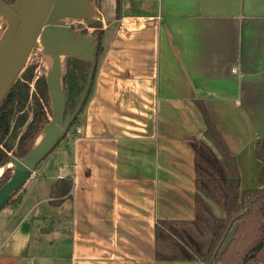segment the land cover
I'll return each mask as SVG.
<instances>
[{"label":"crops","instance_id":"0c3cea01","mask_svg":"<svg viewBox=\"0 0 264 264\" xmlns=\"http://www.w3.org/2000/svg\"><path fill=\"white\" fill-rule=\"evenodd\" d=\"M126 2L103 25L121 21L107 46L105 33L81 133L68 134L57 167L33 186L46 196L23 192L17 209L28 207L11 229L15 216H3L0 264H201L157 261L154 232L157 220L195 217L185 139L205 140L197 102L236 159L240 191L261 187L264 0H159L137 10ZM63 177L70 197L50 206V186Z\"/></svg>","mask_w":264,"mask_h":264},{"label":"trees","instance_id":"16d2710c","mask_svg":"<svg viewBox=\"0 0 264 264\" xmlns=\"http://www.w3.org/2000/svg\"><path fill=\"white\" fill-rule=\"evenodd\" d=\"M14 2L15 0H6L8 5ZM115 13L116 19L119 20L120 0H115ZM90 27L94 28L91 36L94 40L95 61L91 86L82 109L59 143L66 139L71 128L78 125L79 116L87 104L101 61L106 32L101 22L90 24ZM33 71L34 65L25 68L0 104V168L8 165L10 157H25L50 121L47 81L44 75H41L35 80L38 102L32 105V115L27 122L24 110L28 101V83L33 79ZM69 80V74L65 73L62 76V85L67 94ZM196 106L205 124V140L196 136L185 139L194 153L195 217L191 221H156L155 259L207 264L226 229L229 227L230 231L237 223L232 241L221 255H219L221 246L219 247L211 264H255L264 252V137L256 139L254 144L255 157L261 162V168L256 174V180L261 187L241 192L235 157L228 150L207 108L200 102H197ZM65 109L66 112L73 110L67 101ZM22 114L25 115L21 125L24 126V130L18 132L14 122L18 121L19 115ZM11 177V170L6 169L0 176V188ZM72 185L69 177L54 181L50 186L48 205L60 206L64 199L70 197ZM12 196L2 209L18 206L21 196L13 202ZM212 205L221 210L224 216H217ZM237 216L239 217L236 218Z\"/></svg>","mask_w":264,"mask_h":264},{"label":"water","instance_id":"95a60500","mask_svg":"<svg viewBox=\"0 0 264 264\" xmlns=\"http://www.w3.org/2000/svg\"><path fill=\"white\" fill-rule=\"evenodd\" d=\"M81 3L87 10L86 0H16L12 5H8L5 0H0V16L4 14L11 17L12 21L11 25L8 24L0 44V104L26 67L41 35L45 51L53 50V46L61 47L58 45V41L64 37L70 40L71 45L78 38L68 27L58 24L61 17L82 18L77 16ZM15 4H17L16 10L13 9ZM92 59L86 84L77 104L73 111L67 112L65 105L68 95L62 85V69L58 60L55 59L53 71L46 78L51 117L42 131L44 138L34 152L32 150L35 143L25 157H10L8 164L12 165L13 174L0 188V211L10 197L31 179L37 165L56 148L82 109L95 70L94 44ZM237 226L238 224L235 223L230 231H228L229 227L226 229L207 264L212 263L220 246L219 255L225 251L234 237Z\"/></svg>","mask_w":264,"mask_h":264},{"label":"rangeland","instance_id":"374dc122","mask_svg":"<svg viewBox=\"0 0 264 264\" xmlns=\"http://www.w3.org/2000/svg\"><path fill=\"white\" fill-rule=\"evenodd\" d=\"M86 2L88 4V9H87V14L85 17H82V18L64 17L61 20H59L58 25L68 27L71 32H74L78 36V38H76L73 41L72 45L68 49L63 50V48L61 47L53 46L54 50H51V51L44 50L43 55H42V49L36 48L32 51L29 57V60L25 68L34 65V71H33V79L29 81L28 83V88H29L28 101L26 103V107L24 110L25 114L27 115V122L30 121V118L32 115V111H31L32 105L38 102L37 100L38 97L36 96L35 80L41 75H44L45 78L48 77L46 76L47 71H46V64H45V61H46L45 56H48V58L51 57V64L53 65L55 64V59L58 60L60 55L64 56V63L62 66V76L65 73H67L69 74V77H70L69 93L67 94L68 97L66 101L69 103V105L73 109L75 108L77 104L79 96L86 84V80H87L90 67L92 65V60H93L92 56H93L94 42H93V37L91 36V33L93 32L94 28L90 27V24H94V23L99 24V22H101L103 26L104 24H107V22H110L114 18V15H115L114 14V7H115L114 0H86ZM151 6L152 5L150 2H137L135 0H128V2H126V7H129L132 10H135V9L137 10L141 8H151ZM127 22H129V20ZM7 26H8V20L0 24V37L4 36ZM120 27H121V21H117V20L113 24V26L108 27L106 31L107 32L106 46L110 43L111 39L113 38V35H115L117 30L120 29ZM67 61H68V67H67ZM53 65L51 67L50 74L53 71ZM92 96H93V87L91 88V91L89 93L87 104L89 103ZM87 104L85 107H87ZM85 107L81 112L80 120L82 119V116L85 113ZM49 110L51 113L50 102H49ZM24 116H25L24 114L19 115V120L14 122V127L15 128L18 127L17 129L18 132H22L24 130V126H21L23 124L22 118ZM77 129L78 128H76V126L71 128L68 133L69 136L71 135L72 130H75L77 134H80L81 129L79 128L80 133L77 132ZM63 144H64V140L61 143H59L58 146L37 165V167L35 168L33 172L34 173L33 176L35 175V177L32 176L31 179L28 180L26 183H24V185L20 188V190L17 191L12 196V202L18 196H21L23 192L26 193V198L28 197V194L30 193L31 201H34L36 199H40L46 196L45 192H43V190L41 191L40 188L33 190V186L38 182V180L42 177V175H45L44 173L46 170L45 167H48L49 169H55L57 167L59 163L58 158L60 157V154H61L60 159H62L63 154H64L62 153ZM1 169H3L2 174L5 172L6 169H10L13 174V170L11 169V166H9V164L6 167L4 166V168H1ZM251 189H257V187L249 188L246 190H251ZM27 207H28V204L23 203L21 207H19L18 209L17 207L13 208L11 206L5 209H2L0 211L1 229H3L5 225H7V223L3 220V216L5 214H8V216L10 214L15 216V219L7 226L8 229H11L14 227L16 221L22 217L23 212L27 209ZM212 208H213L214 213L217 216L219 217L224 216L223 212L219 210L217 207L212 205ZM255 264H264V252L258 257V260Z\"/></svg>","mask_w":264,"mask_h":264},{"label":"bare ground","instance_id":"6f19581e","mask_svg":"<svg viewBox=\"0 0 264 264\" xmlns=\"http://www.w3.org/2000/svg\"><path fill=\"white\" fill-rule=\"evenodd\" d=\"M13 9H14V10L17 9V4H15V5L13 6ZM86 14H87L86 7L84 6L83 3H81L80 8H79V11H78V13H77V16H78V17H84V16H86ZM61 19H62V17L60 18V20H61ZM6 20H8V24H9V25L12 24L11 17H7L6 15L2 14V15L0 16V24L3 23V22L6 21ZM127 21H128V19L125 20V23H124L125 26H127V25H126V24H127ZM77 37H78V36H77ZM1 42H2V37H0V44H1ZM58 45L61 46L63 49H68L69 46L71 45V42H70V40H69L67 37H64V38H62V39H60V40L58 41ZM36 48H37V49H42V55H43L44 47H43L42 35H41V36L39 37V39L37 40V43H36V46L34 47V49H36ZM34 49H33V50H34ZM53 50H54V49H53ZM65 53H66V52H65ZM45 57H46L45 64H46V71H47V72H46V76H49V74H50V70H51V67H52L53 64H51V57H49V58H48V56H45ZM44 59H45V58H44ZM58 60H59V61H58V62H59V65H60V67H61V69H62V66H63V63H64V56H63V55H62V56L60 55V57H59ZM52 62H53V61H52ZM43 138H44V133H42V134L38 137V139L36 140L32 152H34V151L36 150V148L39 146V144H40V142L42 141ZM9 166L12 167L11 164H9ZM5 167H6V166H5ZM2 172H3V169L0 168V176H1Z\"/></svg>","mask_w":264,"mask_h":264},{"label":"built area","instance_id":"2783aa9c","mask_svg":"<svg viewBox=\"0 0 264 264\" xmlns=\"http://www.w3.org/2000/svg\"><path fill=\"white\" fill-rule=\"evenodd\" d=\"M135 1H137V2L156 1V2H158L159 0H135ZM233 73H235V70H233ZM77 132L80 133V129L79 128L77 129Z\"/></svg>","mask_w":264,"mask_h":264}]
</instances>
